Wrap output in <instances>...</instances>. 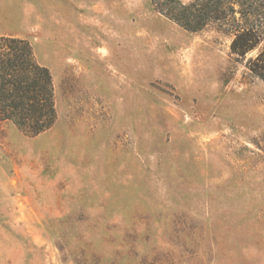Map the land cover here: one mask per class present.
<instances>
[{"label": "rangeland", "instance_id": "obj_1", "mask_svg": "<svg viewBox=\"0 0 264 264\" xmlns=\"http://www.w3.org/2000/svg\"><path fill=\"white\" fill-rule=\"evenodd\" d=\"M0 34L57 113L0 123V264H264V35L238 55L150 0H0Z\"/></svg>", "mask_w": 264, "mask_h": 264}, {"label": "trees", "instance_id": "obj_2", "mask_svg": "<svg viewBox=\"0 0 264 264\" xmlns=\"http://www.w3.org/2000/svg\"><path fill=\"white\" fill-rule=\"evenodd\" d=\"M152 8L188 31L218 23L233 34L232 53L243 55L264 35V0H150ZM258 22V23H255ZM264 80V46L249 60ZM54 86L49 69L36 58L25 38L0 34V123L8 122L35 136L56 120Z\"/></svg>", "mask_w": 264, "mask_h": 264}]
</instances>
